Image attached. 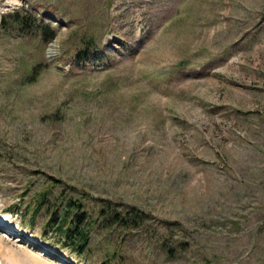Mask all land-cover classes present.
Instances as JSON below:
<instances>
[{
  "label": "rangeland",
  "instance_id": "rangeland-1",
  "mask_svg": "<svg viewBox=\"0 0 264 264\" xmlns=\"http://www.w3.org/2000/svg\"><path fill=\"white\" fill-rule=\"evenodd\" d=\"M42 191L79 200L88 254ZM0 224V264H264V0H0Z\"/></svg>",
  "mask_w": 264,
  "mask_h": 264
},
{
  "label": "trees",
  "instance_id": "trees-1",
  "mask_svg": "<svg viewBox=\"0 0 264 264\" xmlns=\"http://www.w3.org/2000/svg\"><path fill=\"white\" fill-rule=\"evenodd\" d=\"M3 18H8V26L6 28L14 26L15 29H21L26 32H29L34 28L37 33H43L41 35L45 44L55 38L54 33L50 31L48 25L37 23L35 19L31 20L24 11H21V13L16 11L7 14V16H4ZM47 32L48 35L45 34ZM88 43L89 42H87V44ZM81 53H77L75 58H81ZM61 196L62 194L58 195V197H60L57 198V201L59 200L58 204L56 200L52 202V200L49 199L47 191L40 192L33 205L31 217L36 216L45 207L44 211L48 213V219L44 224L45 232L54 234L56 243L62 248L68 249L71 253L79 256L84 253L88 254L90 232L86 231L85 225L87 216L84 212H81L82 205L79 203V200H74L68 195H64L62 198ZM60 207H62V213H60V209H58ZM109 207L111 206L106 205L107 209H109ZM102 209L103 208L99 210V217L105 216V219H110L111 226L118 225L123 229H138L149 219V216L146 213L139 211L133 206L127 207L124 213H109L105 209ZM116 261L121 264L123 259L116 254H112L109 256L108 262L105 264H113Z\"/></svg>",
  "mask_w": 264,
  "mask_h": 264
},
{
  "label": "bare ground",
  "instance_id": "bare-ground-1",
  "mask_svg": "<svg viewBox=\"0 0 264 264\" xmlns=\"http://www.w3.org/2000/svg\"><path fill=\"white\" fill-rule=\"evenodd\" d=\"M1 226H2V227H1ZM3 226H4V224H0V228H4Z\"/></svg>",
  "mask_w": 264,
  "mask_h": 264
}]
</instances>
